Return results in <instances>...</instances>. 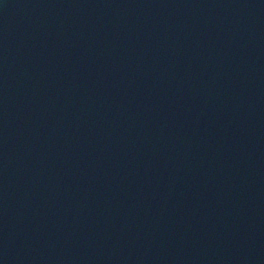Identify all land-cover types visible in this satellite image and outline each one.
Instances as JSON below:
<instances>
[{"label": "water", "instance_id": "water-1", "mask_svg": "<svg viewBox=\"0 0 264 264\" xmlns=\"http://www.w3.org/2000/svg\"><path fill=\"white\" fill-rule=\"evenodd\" d=\"M0 264H264V0H0Z\"/></svg>", "mask_w": 264, "mask_h": 264}]
</instances>
